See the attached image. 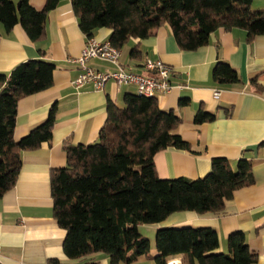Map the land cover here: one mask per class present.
<instances>
[{
    "label": "trees",
    "instance_id": "trees-1",
    "mask_svg": "<svg viewBox=\"0 0 264 264\" xmlns=\"http://www.w3.org/2000/svg\"><path fill=\"white\" fill-rule=\"evenodd\" d=\"M253 0H70L85 39L99 29L110 30L108 42L118 51L130 41H141L169 26L181 51L207 45L211 34L243 30L247 40L264 36V9L252 10ZM59 0H46L42 10L29 0H0V26L10 32L20 25L31 42L45 34L48 14ZM42 54V53H41ZM131 58H139L134 47ZM53 64L27 60L9 75L0 73V199L17 180L24 152L49 144L55 107L45 121L24 137L14 139L18 102L52 85ZM211 77L220 85L239 82L227 64L214 65ZM254 82V80H253ZM188 100H180L179 106ZM215 119L199 109L195 124ZM181 119L162 111L156 98L126 94L122 106L106 104V120L98 139L89 145H64L66 165L51 171L53 219L65 231L62 249L68 259L105 254L109 264H131L144 257L166 264L180 256L182 264H255L256 255L245 235L236 231L226 239V252L211 228H161L155 233L154 254L138 227L154 225L179 212L220 213L234 192L254 183L252 163L239 159L235 169L224 158H213L203 178L160 179L154 156L166 149L190 150L175 133Z\"/></svg>",
    "mask_w": 264,
    "mask_h": 264
},
{
    "label": "crops",
    "instance_id": "crops-1",
    "mask_svg": "<svg viewBox=\"0 0 264 264\" xmlns=\"http://www.w3.org/2000/svg\"><path fill=\"white\" fill-rule=\"evenodd\" d=\"M45 1L29 0L36 10H42ZM251 8L263 10L264 0H253ZM109 35L110 30L103 28L93 38L104 42ZM84 43L70 0H59L48 14L45 34L39 42H31L20 25L8 33L0 26L1 74L9 75L18 64L34 59L55 67L49 89L18 102L14 139H21L45 121L52 107L56 110L50 143L22 154L16 183L0 199V264H109L105 254L68 259L62 249L65 231L52 213L50 175L66 165L63 146L95 143L106 120L107 101L121 107L124 95L136 94L134 86L117 87L111 81L101 92L91 85L73 88L71 82L80 73L73 61ZM134 47L139 51L136 59L130 56ZM119 53L120 64L136 74L148 75L143 68L145 59L159 60L172 69V89L158 95L156 101L162 111H173L181 119L175 133L190 150L169 148L157 153L154 166L160 179L203 178L210 172L213 158L226 159L232 169L242 158L252 163L254 183L234 192L222 212H179L158 224L139 226V233L149 241L151 254L158 229L205 227L216 232L219 253L226 252V239L231 233L242 232L249 250L256 255L255 264H264V36L248 41L243 30H219L210 35L206 46L186 52L178 48L169 26L163 25L147 39L130 41ZM218 62L229 65L239 82H214L211 72ZM88 67L97 71L113 69L98 60L90 61ZM214 92L218 97L213 96ZM184 99L187 105L179 106ZM199 109L215 119L195 124ZM131 264L155 263L141 257ZM166 264H182V258L171 257Z\"/></svg>",
    "mask_w": 264,
    "mask_h": 264
},
{
    "label": "built area",
    "instance_id": "built-area-1",
    "mask_svg": "<svg viewBox=\"0 0 264 264\" xmlns=\"http://www.w3.org/2000/svg\"><path fill=\"white\" fill-rule=\"evenodd\" d=\"M120 53L108 41L100 42L94 38L85 39L80 55L73 61L79 67L80 73L71 82V86L80 89L91 85L94 91L101 92L107 82H113L117 87L134 86L136 94L144 98H156L170 92L171 67L159 60L145 59L143 68L147 76L133 73L123 67L120 62ZM92 60L108 63L112 70H93L88 67ZM214 92L213 96L218 97Z\"/></svg>",
    "mask_w": 264,
    "mask_h": 264
}]
</instances>
